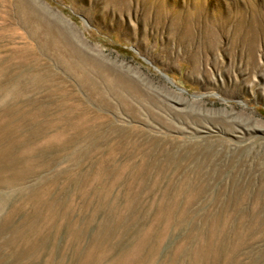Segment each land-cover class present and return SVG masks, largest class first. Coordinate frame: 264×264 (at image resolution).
I'll return each instance as SVG.
<instances>
[{"label":"rangeland","instance_id":"obj_1","mask_svg":"<svg viewBox=\"0 0 264 264\" xmlns=\"http://www.w3.org/2000/svg\"><path fill=\"white\" fill-rule=\"evenodd\" d=\"M0 264H264V0H0Z\"/></svg>","mask_w":264,"mask_h":264}]
</instances>
